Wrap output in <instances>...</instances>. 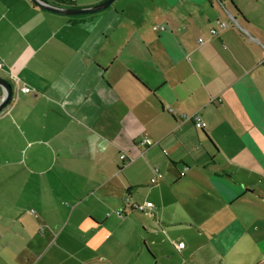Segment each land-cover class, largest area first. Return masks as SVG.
<instances>
[{
    "label": "crops",
    "instance_id": "obj_1",
    "mask_svg": "<svg viewBox=\"0 0 264 264\" xmlns=\"http://www.w3.org/2000/svg\"><path fill=\"white\" fill-rule=\"evenodd\" d=\"M118 2L0 0V74L19 84L0 111V264H86L158 233L186 259L203 244L169 227L202 235L227 211L264 264V0Z\"/></svg>",
    "mask_w": 264,
    "mask_h": 264
},
{
    "label": "rangeland",
    "instance_id": "obj_2",
    "mask_svg": "<svg viewBox=\"0 0 264 264\" xmlns=\"http://www.w3.org/2000/svg\"><path fill=\"white\" fill-rule=\"evenodd\" d=\"M232 213V211H227L226 215L218 217L208 212L206 221L203 223L202 235L198 233L199 227L189 226L188 223L178 222L171 225L168 229L171 235L177 240L182 238L185 240L183 242H187L186 238L189 237L190 248L196 244H203L194 251V256L190 255L186 259L182 258V255L176 250L171 255L164 251L173 249L171 243L173 239L168 234L158 233L145 235L146 242L141 240L140 243L139 251L141 254L138 253L139 251L133 253L131 250H124L115 255V253L106 251L104 253L105 258L91 260L86 264H134L135 261L137 264H252L251 262L254 261L253 249L250 246L249 232L247 236L238 233L239 228L232 221ZM128 228L131 226L126 229ZM159 228L161 229L160 225ZM140 229L143 230L142 227ZM163 238L166 239L163 240ZM114 242L117 243V240L115 239ZM137 242V237H132L130 247ZM161 247L164 250H161ZM185 260L186 262H184Z\"/></svg>",
    "mask_w": 264,
    "mask_h": 264
},
{
    "label": "water",
    "instance_id": "obj_3",
    "mask_svg": "<svg viewBox=\"0 0 264 264\" xmlns=\"http://www.w3.org/2000/svg\"><path fill=\"white\" fill-rule=\"evenodd\" d=\"M37 5L46 8L51 11L69 14V15H79L94 13L103 8L109 6L114 0H103L102 2L85 7H66L53 4L49 0H33ZM0 86L3 89V95L0 99V111H2L11 101L14 93L13 85L5 77L0 74Z\"/></svg>",
    "mask_w": 264,
    "mask_h": 264
},
{
    "label": "built area",
    "instance_id": "obj_4",
    "mask_svg": "<svg viewBox=\"0 0 264 264\" xmlns=\"http://www.w3.org/2000/svg\"><path fill=\"white\" fill-rule=\"evenodd\" d=\"M218 23L221 25V26H226L228 25L227 22H224V21H218ZM156 28H160L162 30L165 29V26L162 25V26H157ZM216 28H212L211 29V34L215 35L216 34ZM200 40L202 41V38H200ZM0 68H2V63L0 62ZM11 78V83L13 85V89L14 91L16 89H19V84H18V79L12 74L11 76H9ZM21 89H23L24 91L26 92H29L31 91V88L30 87H27V86H24V87H20ZM188 118H193L194 119V122H195V125L199 128H205L207 126V122L203 119V117L199 114V113H194L190 116H188ZM147 143V138L146 139H143L142 140V144H146ZM122 159L125 158V155L122 154L120 156ZM156 171L158 172V169H156ZM151 181L153 183L157 182V178L156 177H152ZM140 209H143V210H148L150 208L153 207V202L152 201H146L145 203L141 204L138 206ZM31 212H34L33 210H31ZM118 214L121 215V211H118ZM185 246V243L184 242H179L177 244V248H181V247H184Z\"/></svg>",
    "mask_w": 264,
    "mask_h": 264
},
{
    "label": "trees",
    "instance_id": "obj_5",
    "mask_svg": "<svg viewBox=\"0 0 264 264\" xmlns=\"http://www.w3.org/2000/svg\"><path fill=\"white\" fill-rule=\"evenodd\" d=\"M52 1L53 2H57V3H60V4L65 5L67 7H75V4L73 3L72 0H52ZM68 16L75 17L76 15L75 16L68 15ZM73 21L76 22L77 20L74 19Z\"/></svg>",
    "mask_w": 264,
    "mask_h": 264
}]
</instances>
